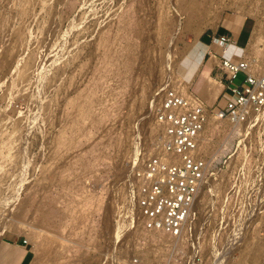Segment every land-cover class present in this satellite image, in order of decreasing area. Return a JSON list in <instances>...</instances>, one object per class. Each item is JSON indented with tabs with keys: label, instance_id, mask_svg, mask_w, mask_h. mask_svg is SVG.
Masks as SVG:
<instances>
[{
	"label": "rangeland",
	"instance_id": "1",
	"mask_svg": "<svg viewBox=\"0 0 264 264\" xmlns=\"http://www.w3.org/2000/svg\"><path fill=\"white\" fill-rule=\"evenodd\" d=\"M228 15L250 21L245 59L264 75V0H0V264L18 247L22 264H264V119L208 118L180 238L127 223L124 181L154 148L163 90L226 84L200 42Z\"/></svg>",
	"mask_w": 264,
	"mask_h": 264
},
{
	"label": "built area",
	"instance_id": "2",
	"mask_svg": "<svg viewBox=\"0 0 264 264\" xmlns=\"http://www.w3.org/2000/svg\"><path fill=\"white\" fill-rule=\"evenodd\" d=\"M213 41L222 54L231 44L228 35ZM251 68L243 55L237 62L220 60L217 71L226 81L229 97L217 111L177 88L163 90L153 113L158 132L155 146L133 158L132 171L124 181L132 205L127 218L131 231L161 233L175 239L184 234L208 173L201 153L208 118L231 126L264 119V75H255ZM239 74L243 81L233 86ZM116 264L143 263L134 255Z\"/></svg>",
	"mask_w": 264,
	"mask_h": 264
},
{
	"label": "crops",
	"instance_id": "3",
	"mask_svg": "<svg viewBox=\"0 0 264 264\" xmlns=\"http://www.w3.org/2000/svg\"><path fill=\"white\" fill-rule=\"evenodd\" d=\"M249 24L250 21L246 17L244 18L243 16L239 15H228L223 17L216 29H212L209 34L201 36L200 43L204 47V56L207 58V61H209L211 70H213L223 58L232 62H237L240 58L233 59L229 55L233 51H240V56L243 55V59L247 58L250 46L249 37L251 32ZM223 35H228L231 39V44L228 46L225 54H222L218 45L213 41L214 39ZM203 80L204 79L195 85V91L198 95L196 96L199 98L201 97L202 99H200L208 108H216L217 106H214V104L219 98H221V101L222 99H228L226 96L229 95V93L225 89V84L216 87V90L212 92L211 87L208 86L205 83L206 81ZM187 94L190 97L195 96L188 91V88ZM20 248L22 247L20 246ZM13 253L14 258L9 264H22L25 257L24 251H21V249L18 247V249Z\"/></svg>",
	"mask_w": 264,
	"mask_h": 264
},
{
	"label": "bare ground",
	"instance_id": "4",
	"mask_svg": "<svg viewBox=\"0 0 264 264\" xmlns=\"http://www.w3.org/2000/svg\"><path fill=\"white\" fill-rule=\"evenodd\" d=\"M189 6H191V8H192V10H193V8L195 7V6H193V5H189ZM162 27H164V26H162ZM159 29H161V27L159 28ZM163 29V28H162ZM164 48V47H163ZM163 50V49H162ZM134 52V51H133ZM247 60V59H246ZM248 61V60H247ZM248 63H249V61H248ZM249 65H250V63H249ZM251 66V65H250ZM53 80V79H52ZM55 80V79H54ZM51 81V80H50ZM50 83V82H49ZM52 84V83H51ZM185 94V93H184ZM188 96V95H187ZM211 117V116H210ZM210 117H209V120H210ZM214 123V122H213ZM212 123V124H213ZM212 124H210L211 126H212ZM215 124V123H214ZM208 126V125H207ZM232 127H237V126H232ZM207 130V129H206ZM214 130V129H213ZM216 130V129H215ZM205 133V132H204ZM204 133H203V136H204ZM211 138V137H210ZM205 139V138H204ZM203 139V140H204ZM207 140V139H206ZM209 140V139H208ZM150 141V140H149ZM151 142V141H150ZM154 142V141H153ZM14 143V142H13ZM153 144V143H152ZM203 144V143H202ZM149 145H151V144H149ZM149 145H148V147H149ZM13 146V145H12ZM155 146V145H154ZM203 147H204V145H202ZM151 147H153V146H151ZM153 149V148H152ZM201 149H202V147H201ZM208 149V148H207ZM202 152V151H201ZM161 233H159V235H160ZM175 239V238H174ZM165 240V239H164ZM167 240V239H166ZM157 244V243H156ZM161 245V244H160ZM154 248V247H153ZM156 248V247H155ZM158 248V247H157ZM52 250V249H51ZM155 250V249H154ZM153 250V251H154ZM159 250V249H158ZM157 251V250H156ZM155 253V252H154ZM157 253V252H156ZM159 254V253H158ZM11 256H12V254H10V252H7V251H5V250H0V260L1 261H3V262H5V261H9L10 260V258H11ZM154 257V256H153ZM151 259H152V256H151ZM153 260V259H152ZM155 260V259H154ZM80 261V260H79ZM81 262V261H80ZM150 262H152V261H149V263ZM43 263V262H42ZM45 263V262H44ZM82 263V262H81ZM152 264V263H151ZM154 264V263H153Z\"/></svg>",
	"mask_w": 264,
	"mask_h": 264
}]
</instances>
